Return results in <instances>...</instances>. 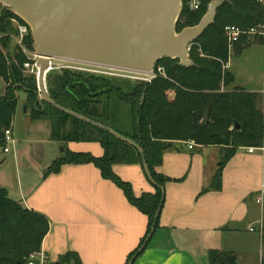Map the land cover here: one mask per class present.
Instances as JSON below:
<instances>
[{
  "label": "trees",
  "instance_id": "16d2710c",
  "mask_svg": "<svg viewBox=\"0 0 264 264\" xmlns=\"http://www.w3.org/2000/svg\"><path fill=\"white\" fill-rule=\"evenodd\" d=\"M210 1L205 0L197 11H190L182 0L177 21L180 28L196 25ZM13 16L15 14L7 7L0 11V80L4 83V92L0 95V148L5 146L4 130L12 129L18 91L26 93L25 105L29 106L31 120H49L51 140L98 142L103 149L101 155L65 147L45 173H56L63 164L91 163L104 179L122 190L131 205L147 216L146 233L125 264L138 251L152 226L155 230L159 227V216L155 219V213L160 204L162 207L168 178L156 167L162 162L163 152L174 142L192 140L198 145L221 147V163L212 182L215 189L221 187L222 167L238 148L263 145L264 96L243 88L229 90L234 77L226 68L229 48L224 27L236 25L248 30L263 23L264 0H224L216 9L213 22L189 45L191 65H181L178 58L163 57L157 61L155 70L160 66L164 76L157 74L149 81H135L123 89L114 84L113 78L94 72L62 69L59 73H47V92L57 104L132 139L142 147L143 156L134 146L105 130L47 102L42 106L36 104V79L34 75L23 73L22 65L27 57L14 43L16 28L10 20ZM255 41L263 42V37L241 35L233 46L234 52L239 54ZM8 42H13L15 53L12 55H5L1 47H7ZM25 44L33 49L30 31ZM170 91L173 92L171 99ZM67 123L72 129L67 130ZM143 160L156 185L154 191L136 195L130 182L118 176L112 167L115 164H139L142 167ZM48 228L44 215L10 199L6 189L0 187V264H25L31 254L39 253ZM261 234L264 247V226ZM207 258L208 264H236V255L232 251L209 249ZM62 263L82 264L78 255L71 251L61 255L57 262L46 264ZM260 264H264V253Z\"/></svg>",
  "mask_w": 264,
  "mask_h": 264
},
{
  "label": "crops",
  "instance_id": "0c3cea01",
  "mask_svg": "<svg viewBox=\"0 0 264 264\" xmlns=\"http://www.w3.org/2000/svg\"><path fill=\"white\" fill-rule=\"evenodd\" d=\"M230 72L234 81L229 90L243 88L264 96V80L260 83L249 77L240 82L238 73ZM11 132L12 149L16 150L20 142L13 126ZM65 144L69 150L95 156L103 152L98 142ZM220 148L196 144L189 149L182 141L163 152L156 170L168 181L159 227L133 264H208L209 249L234 252L236 264L261 263L264 194L259 202L256 199L264 183V149L249 152L246 147L238 148L222 167L221 187L215 189L212 182L221 163ZM49 165H34L38 179H33L25 193L21 188L17 200L48 221L37 253L40 264L55 263L69 251L75 252L82 264H125L146 233L147 216L93 164H63L58 172L46 174ZM112 168L130 182L134 194L154 191L139 164H115Z\"/></svg>",
  "mask_w": 264,
  "mask_h": 264
},
{
  "label": "water",
  "instance_id": "95a60500",
  "mask_svg": "<svg viewBox=\"0 0 264 264\" xmlns=\"http://www.w3.org/2000/svg\"><path fill=\"white\" fill-rule=\"evenodd\" d=\"M224 0H211L199 22L176 32L181 0H0L30 27L36 55L39 56L36 104L47 102L58 110L107 131L143 149L132 139L57 104L44 87L49 58L61 57L149 73L163 57L178 58L191 65L189 45L213 22ZM238 127L237 124H235ZM143 172L152 186L155 182L143 160ZM163 191V187L159 186ZM159 205L155 219L159 216ZM154 225L128 264L146 247ZM40 264V259H34Z\"/></svg>",
  "mask_w": 264,
  "mask_h": 264
},
{
  "label": "rangeland",
  "instance_id": "374dc122",
  "mask_svg": "<svg viewBox=\"0 0 264 264\" xmlns=\"http://www.w3.org/2000/svg\"><path fill=\"white\" fill-rule=\"evenodd\" d=\"M5 7L6 6H4V8ZM2 8L3 6L0 3V11ZM183 28H180V26L176 22V32H179ZM1 47L5 55H12L13 53H15L13 42H8L7 47ZM53 62L60 64L61 61L55 60ZM61 64L75 65L80 67L82 66L85 68H89L90 70H97L100 73L90 70L80 71L94 72L97 74L109 76L110 78L114 79L115 85L120 86L123 89L127 88L135 81L148 79L147 75L143 74H141V77L145 79H140V76L136 74V71H121L119 69H113V67L105 66L104 64L95 65L93 63H86L82 65L81 63L72 61H62ZM53 67L54 68L46 71L44 74L43 83L46 91L47 73H59L62 69H72L67 67L57 68V65H54ZM227 67L228 70L238 73V81L240 82H245L246 78L252 77L254 81H259L261 83V81L264 80V42H251L245 47L241 54H236L233 47L229 49ZM23 73L27 74L24 70ZM36 86L38 91L39 88L37 83ZM3 92L4 83L1 80L0 95L3 94ZM17 95V107L12 126L15 136L20 144L18 145L16 150L14 148L12 149L10 145V150L8 153H4L2 148H0V161L5 158V161L0 164V187L5 188L8 197L15 201L20 199L19 190L21 188L25 193V189H29L30 185L32 184L31 182H33V179L35 182L37 181L38 173L37 171H35L34 165L38 166L39 168L45 167L47 164L49 165L53 159L62 155V149L66 147L65 143L54 141L49 138V120L47 118H41L37 120L30 119L28 114L29 106L25 105L26 93L24 91H18ZM168 95L171 99L173 97V92L170 91ZM39 96H41V94ZM66 128L67 130H70L72 129V125L70 123H67ZM230 129H232V127H230ZM26 181L28 182L27 184H25ZM35 254L37 253H33L31 255Z\"/></svg>",
  "mask_w": 264,
  "mask_h": 264
},
{
  "label": "built area",
  "instance_id": "2783aa9c",
  "mask_svg": "<svg viewBox=\"0 0 264 264\" xmlns=\"http://www.w3.org/2000/svg\"><path fill=\"white\" fill-rule=\"evenodd\" d=\"M204 1L205 0H184V4L190 11H197L202 7ZM2 6L4 7L5 5L2 4ZM181 7H182V0H181ZM15 16L10 18L11 22L13 23V25L16 28V34L13 37L14 42L27 57V60L22 65V69L27 74L34 75L35 79H36V83L38 84L39 66L37 64V61H38L39 56L36 55V53H35L34 45H33V49H30L25 44V37L28 34V32L30 31V27L19 16H17L16 14H15ZM243 34H246V35L258 34L264 38V22L261 24H257L256 26L251 27L248 30L241 29L240 27H238L236 25L225 26L224 27V35L226 38L228 48L231 49L234 46V44L239 40L240 36ZM55 60L61 61L60 64L53 62ZM62 61H72V62L81 63L82 65H84L86 63H91V62L78 61V60L68 59V58L52 57V58H49L48 66L46 67L45 72L54 68L53 67L54 65H57V68L67 67V68H72L75 70H77V69L78 70H90L89 68H85L82 66L80 67V66H75V65L61 64ZM93 64L103 65V64H98V63H93ZM105 66L113 67V69H119L121 71L125 70L127 72L136 71V70H132V69L130 70L127 68H121V67H116V66H109V65H105ZM90 71L99 72L97 70H90ZM136 74L140 76V79H145V78L141 77V74H143V75H147L148 79H146V80H151L152 78L156 77L157 74L164 75V72H163V69L161 67H158L157 70L154 69L153 71H151L149 73L136 71ZM38 92H39V90H38ZM39 95H40V92H39ZM4 142H5V146L2 150L5 153L9 152V150H10L9 146L10 145H11V147L15 146V141L13 139L11 129L4 130ZM185 144H186V147L189 149L193 148V146L196 145L194 143V141H192V140L185 141ZM246 149L249 152H252L257 148L247 147ZM258 149H262V150L264 149V142H263V145L261 147H259ZM263 194H264V183L262 184V186L260 188L259 195L256 199L258 202L261 200ZM251 230H252V228H251ZM36 258H37V254L30 255L28 261L25 264H34V259H36ZM39 259H41V258H39Z\"/></svg>",
  "mask_w": 264,
  "mask_h": 264
}]
</instances>
